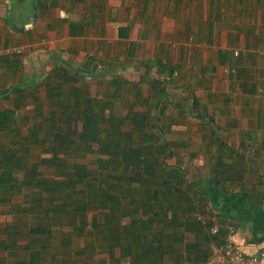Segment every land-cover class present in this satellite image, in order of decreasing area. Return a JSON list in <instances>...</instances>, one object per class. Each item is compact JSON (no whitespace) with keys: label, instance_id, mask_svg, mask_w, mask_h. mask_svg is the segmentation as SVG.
Wrapping results in <instances>:
<instances>
[{"label":"trees","instance_id":"obj_1","mask_svg":"<svg viewBox=\"0 0 264 264\" xmlns=\"http://www.w3.org/2000/svg\"><path fill=\"white\" fill-rule=\"evenodd\" d=\"M153 65L128 80L64 63L0 110V201L22 198L0 230L9 264H200L223 243L225 222L170 138L186 112L199 117V99L172 93L181 86ZM32 142L41 157L30 162Z\"/></svg>","mask_w":264,"mask_h":264},{"label":"crops","instance_id":"obj_2","mask_svg":"<svg viewBox=\"0 0 264 264\" xmlns=\"http://www.w3.org/2000/svg\"><path fill=\"white\" fill-rule=\"evenodd\" d=\"M145 62L197 95L200 138L185 163L244 250L264 252V0H0V110L64 63L114 73ZM21 202L0 201V230ZM7 239L0 231L9 264Z\"/></svg>","mask_w":264,"mask_h":264},{"label":"rangeland","instance_id":"obj_3","mask_svg":"<svg viewBox=\"0 0 264 264\" xmlns=\"http://www.w3.org/2000/svg\"><path fill=\"white\" fill-rule=\"evenodd\" d=\"M132 64V63H131ZM131 64H129V65H131ZM118 65V64H117ZM120 68H123V64L120 66V64H119V66H117V67H115L114 69H113V71L112 72H115L116 74H122V77H124V79L125 78H127L128 80L129 79H139V76L141 75V72L143 71V73L144 72H146V70L147 69H145V67H143V69H142V71H140L139 72V69H137V67L135 68V67H127V70H125V69H122V70H120ZM142 67H140V69H141ZM107 70V68H106V65H102V67H100L99 69L97 68V72H105ZM179 72H182L181 70H179ZM152 73H153V69H152ZM112 73L110 72V73H108V77H110V75H111ZM136 77V78H135ZM158 77H160V78H167L166 77V75H164V74H161V73H158ZM167 80H169V79H167ZM90 83H92V87L93 88H91L94 92L95 91H97L96 89L98 88V83H96V81L95 80H91L90 81ZM175 89V90H174ZM174 89H172L171 88V90H173V91H171L172 93L173 92H178V94H181V95H184V96H187L188 94H186L185 92V94H183V91H184V89H182V88H177V87H174ZM184 100H186L184 103L185 104H187V105H189L190 106V102L191 101H187V99H184ZM31 108V107H30ZM123 108V105H122V103H117V106H116V109L118 110V111H120L121 109ZM30 116H32V114H33V112L32 111H29V112H27ZM175 114H176V111H175ZM192 118V119H191ZM191 118H188L187 117V119H186V125H188V129H190V130H186L185 132H182V131H178L177 129H175V130H177V131H174L173 133H170V135H171V140H173V139H177L178 141H183V142H185V144H184V147L183 148H181L182 149V152L184 153V155H185V157H184V159H185V162L188 164H190V160H189V158H192L193 156L192 155H190V151H193V150H197V142H198V139L200 138V135H199V133H198V131H196V130H193V128H195L196 126H199L200 125V123H199V121H197V117H191ZM31 122H32V120H31ZM176 125H174V127H175ZM29 127H30V125H24L23 127H22V129H24L23 130V134H25V133H27V131H28V129H29ZM193 127V128H192ZM184 138H186L185 140H184ZM191 142V143H190ZM31 149H30V151H29V153H28V161H30V162H32L33 160H37L38 158H40L41 156H40V148L39 147H35V144H34V142H32V144H31ZM189 153V154H188ZM91 158H94L93 156H90ZM190 166V165H189ZM191 167V166H190ZM101 257H105V255H100ZM125 264V263H124ZM166 264H169V263H166Z\"/></svg>","mask_w":264,"mask_h":264},{"label":"built area","instance_id":"obj_4","mask_svg":"<svg viewBox=\"0 0 264 264\" xmlns=\"http://www.w3.org/2000/svg\"><path fill=\"white\" fill-rule=\"evenodd\" d=\"M222 225L216 223L211 232L219 234ZM224 241L213 246V252L207 261L200 264H264V252L248 253L238 241V230L233 224L224 226Z\"/></svg>","mask_w":264,"mask_h":264},{"label":"water","instance_id":"obj_5","mask_svg":"<svg viewBox=\"0 0 264 264\" xmlns=\"http://www.w3.org/2000/svg\"><path fill=\"white\" fill-rule=\"evenodd\" d=\"M93 71H95V69Z\"/></svg>","mask_w":264,"mask_h":264}]
</instances>
